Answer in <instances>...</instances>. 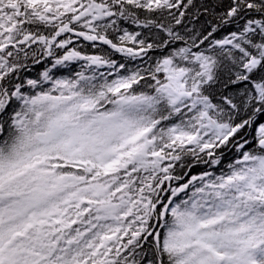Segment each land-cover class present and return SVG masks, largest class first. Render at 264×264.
Listing matches in <instances>:
<instances>
[{
    "label": "snow or ice",
    "instance_id": "6c2138e0",
    "mask_svg": "<svg viewBox=\"0 0 264 264\" xmlns=\"http://www.w3.org/2000/svg\"><path fill=\"white\" fill-rule=\"evenodd\" d=\"M0 264H264V0H0Z\"/></svg>",
    "mask_w": 264,
    "mask_h": 264
}]
</instances>
